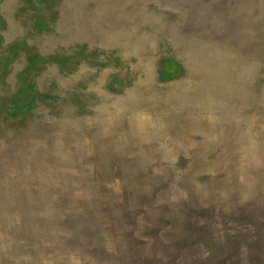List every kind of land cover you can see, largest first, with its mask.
I'll list each match as a JSON object with an SVG mask.
<instances>
[{"label": "rangeland", "instance_id": "374dc122", "mask_svg": "<svg viewBox=\"0 0 264 264\" xmlns=\"http://www.w3.org/2000/svg\"><path fill=\"white\" fill-rule=\"evenodd\" d=\"M0 264H264V0H0Z\"/></svg>", "mask_w": 264, "mask_h": 264}]
</instances>
